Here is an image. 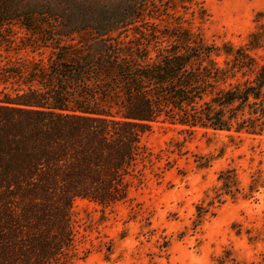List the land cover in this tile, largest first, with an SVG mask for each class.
I'll return each instance as SVG.
<instances>
[{
  "label": "trees",
  "instance_id": "16d2710c",
  "mask_svg": "<svg viewBox=\"0 0 264 264\" xmlns=\"http://www.w3.org/2000/svg\"><path fill=\"white\" fill-rule=\"evenodd\" d=\"M208 17L196 0H0V264H74L75 201H126L157 122L264 136L263 14L239 46L196 33Z\"/></svg>",
  "mask_w": 264,
  "mask_h": 264
},
{
  "label": "rangeland",
  "instance_id": "374dc122",
  "mask_svg": "<svg viewBox=\"0 0 264 264\" xmlns=\"http://www.w3.org/2000/svg\"><path fill=\"white\" fill-rule=\"evenodd\" d=\"M196 1L209 17L191 23L208 44L242 45L258 14L264 22V0ZM6 91L0 82V98ZM143 143L144 182L126 201L109 209L75 201L74 264H264V136L160 121ZM222 172L236 179L233 196L220 195ZM208 195L215 204L199 220Z\"/></svg>",
  "mask_w": 264,
  "mask_h": 264
}]
</instances>
